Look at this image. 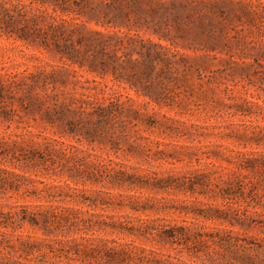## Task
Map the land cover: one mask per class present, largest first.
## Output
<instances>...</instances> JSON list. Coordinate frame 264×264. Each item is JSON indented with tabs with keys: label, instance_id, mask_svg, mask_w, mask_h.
<instances>
[{
	"label": "trees",
	"instance_id": "obj_1",
	"mask_svg": "<svg viewBox=\"0 0 264 264\" xmlns=\"http://www.w3.org/2000/svg\"><path fill=\"white\" fill-rule=\"evenodd\" d=\"M0 38L56 59L0 45V264H264V0H0Z\"/></svg>",
	"mask_w": 264,
	"mask_h": 264
},
{
	"label": "rangeland",
	"instance_id": "obj_2",
	"mask_svg": "<svg viewBox=\"0 0 264 264\" xmlns=\"http://www.w3.org/2000/svg\"><path fill=\"white\" fill-rule=\"evenodd\" d=\"M0 45L6 46L9 49L8 50L9 54L19 55L18 49L23 48L24 51H26V52H33V53L40 54V56L43 57L45 60H48L51 62L56 61V59L54 57H52L49 52L43 50L42 53H39V52H37L36 49H33L31 47L25 48L24 46L20 45L19 41L12 42L11 39L7 40L5 38H0ZM17 57L19 58V56H17ZM249 91L255 92L254 87L250 86ZM253 117L254 116L252 115V118ZM246 119H249V117L247 116ZM195 121L203 122L202 119H195ZM204 139L205 140H211V141H224L225 140V138H220V137L212 136V135L206 136Z\"/></svg>",
	"mask_w": 264,
	"mask_h": 264
}]
</instances>
